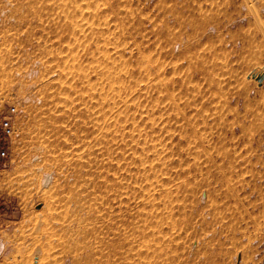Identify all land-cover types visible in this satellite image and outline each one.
<instances>
[{
	"label": "rangeland",
	"instance_id": "1",
	"mask_svg": "<svg viewBox=\"0 0 264 264\" xmlns=\"http://www.w3.org/2000/svg\"><path fill=\"white\" fill-rule=\"evenodd\" d=\"M0 97L12 264H264V0H0Z\"/></svg>",
	"mask_w": 264,
	"mask_h": 264
},
{
	"label": "built area",
	"instance_id": "2",
	"mask_svg": "<svg viewBox=\"0 0 264 264\" xmlns=\"http://www.w3.org/2000/svg\"><path fill=\"white\" fill-rule=\"evenodd\" d=\"M18 108L16 102L0 97V185L5 173L9 170L12 163V146L16 137V117ZM43 178L49 179L47 185L51 183L50 173L43 174ZM46 180V181H47ZM43 183V179H42ZM2 198L0 196V202ZM3 209V208H1ZM5 249L0 250V264H12L8 254H4ZM241 261V257L239 258Z\"/></svg>",
	"mask_w": 264,
	"mask_h": 264
},
{
	"label": "bare ground",
	"instance_id": "3",
	"mask_svg": "<svg viewBox=\"0 0 264 264\" xmlns=\"http://www.w3.org/2000/svg\"><path fill=\"white\" fill-rule=\"evenodd\" d=\"M46 180H47V178H46ZM44 178H43V185L46 187V184H47V182L49 181V179L46 181ZM1 249H3V241H1V239H0V250Z\"/></svg>",
	"mask_w": 264,
	"mask_h": 264
}]
</instances>
